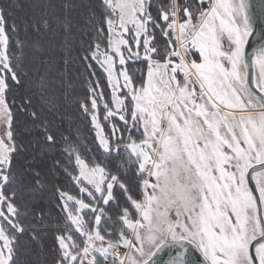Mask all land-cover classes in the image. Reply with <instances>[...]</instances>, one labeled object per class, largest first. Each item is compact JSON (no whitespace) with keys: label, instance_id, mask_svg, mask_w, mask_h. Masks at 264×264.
I'll list each match as a JSON object with an SVG mask.
<instances>
[{"label":"snow or ice","instance_id":"1","mask_svg":"<svg viewBox=\"0 0 264 264\" xmlns=\"http://www.w3.org/2000/svg\"><path fill=\"white\" fill-rule=\"evenodd\" d=\"M15 7L0 0V264L48 232L50 264H264V0H38L24 32L47 42L20 39ZM75 41L107 98L57 76Z\"/></svg>","mask_w":264,"mask_h":264},{"label":"trees","instance_id":"2","mask_svg":"<svg viewBox=\"0 0 264 264\" xmlns=\"http://www.w3.org/2000/svg\"><path fill=\"white\" fill-rule=\"evenodd\" d=\"M16 7L13 9V15L17 20L20 28L19 37L20 39L36 40L38 38L47 42L51 34L45 35L43 33H35L31 27H29L27 35L24 32L25 23L31 25L33 20L39 18L38 12L32 7V5L38 0H12ZM73 0H52L53 4L62 5L65 3H72ZM74 2L79 5L80 3L94 2V0H74ZM64 15L73 22L77 27H82V10L79 7L68 9ZM60 35H58L57 41L60 40L62 36V30ZM75 31V29H74ZM79 33H77L78 35ZM57 50L59 51V43H57ZM81 53L79 51V41H75L73 45L70 46V52L67 54V63L64 64L63 61L57 57L58 64L56 66V74L59 76L63 73L69 80L74 82V88L72 92L75 97H83L87 95V84L84 82L86 79H100L101 87L104 84L107 89L106 79L102 70L98 68L97 65L93 64V69L96 71L95 77H90L84 69L83 62L79 59ZM72 114L75 117V123L73 125V135H77L79 139L89 146L92 145L94 139V132L90 124V119L80 115V112L76 110V105L71 106ZM103 122V121H102ZM65 127H67V122H65ZM17 128V139L23 140L27 143L30 139H33L37 133L31 130V121L27 116H20L16 122ZM79 129L77 132L76 129ZM106 130H108L106 128ZM24 155H27L25 153ZM66 182V181H65ZM53 214H55V208H52ZM22 247L20 250V260L21 264H50L52 259L51 249L54 246L53 233L48 232L46 235L42 234L39 241H32L27 235H25L20 241Z\"/></svg>","mask_w":264,"mask_h":264},{"label":"water","instance_id":"3","mask_svg":"<svg viewBox=\"0 0 264 264\" xmlns=\"http://www.w3.org/2000/svg\"><path fill=\"white\" fill-rule=\"evenodd\" d=\"M258 2H259V0H253V3H258ZM262 28H264V24H261L259 21H257L255 24V31L257 33H259ZM250 41H251V44H253V45L260 42L258 36H256V35H254L252 38H250ZM193 256H194V258L202 259L199 257L198 253H193ZM168 257H169V253L167 251H165L164 253H161L159 256L161 264H164V262L167 261Z\"/></svg>","mask_w":264,"mask_h":264},{"label":"rangeland","instance_id":"4","mask_svg":"<svg viewBox=\"0 0 264 264\" xmlns=\"http://www.w3.org/2000/svg\"><path fill=\"white\" fill-rule=\"evenodd\" d=\"M137 67H141V65H139V63H137V64H130V68L131 69H134V68H137ZM103 90H104V92H105V96H106V98L108 97V94H109V89L107 88L106 89V86H105V84H104V86H103ZM106 130V129H105ZM107 131V130H106Z\"/></svg>","mask_w":264,"mask_h":264}]
</instances>
